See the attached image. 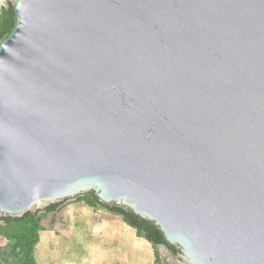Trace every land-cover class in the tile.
I'll return each instance as SVG.
<instances>
[{
    "label": "water",
    "instance_id": "obj_1",
    "mask_svg": "<svg viewBox=\"0 0 264 264\" xmlns=\"http://www.w3.org/2000/svg\"><path fill=\"white\" fill-rule=\"evenodd\" d=\"M4 1L0 217L91 193L175 264H264V0Z\"/></svg>",
    "mask_w": 264,
    "mask_h": 264
},
{
    "label": "crops",
    "instance_id": "obj_2",
    "mask_svg": "<svg viewBox=\"0 0 264 264\" xmlns=\"http://www.w3.org/2000/svg\"><path fill=\"white\" fill-rule=\"evenodd\" d=\"M33 247L36 264H168L153 245L118 214L70 199L41 219ZM5 241L0 237V241Z\"/></svg>",
    "mask_w": 264,
    "mask_h": 264
},
{
    "label": "trees",
    "instance_id": "obj_3",
    "mask_svg": "<svg viewBox=\"0 0 264 264\" xmlns=\"http://www.w3.org/2000/svg\"><path fill=\"white\" fill-rule=\"evenodd\" d=\"M11 5L8 2L0 7V38L12 27ZM75 199L87 205H98L121 216L122 220L136 233L143 236L155 246H164L172 255V246L167 245L159 233L147 223L139 221L120 208H109L97 202L91 193L76 196ZM65 202V201H64ZM61 203L52 204L35 213L27 212L20 217H0V237L6 244L0 246V264H36L33 258V247L37 242L40 221L47 212L58 208Z\"/></svg>",
    "mask_w": 264,
    "mask_h": 264
},
{
    "label": "rangeland",
    "instance_id": "obj_4",
    "mask_svg": "<svg viewBox=\"0 0 264 264\" xmlns=\"http://www.w3.org/2000/svg\"><path fill=\"white\" fill-rule=\"evenodd\" d=\"M72 200V199H71ZM6 244V241H0V246H3ZM168 264H175L176 263V260H170L167 262Z\"/></svg>",
    "mask_w": 264,
    "mask_h": 264
},
{
    "label": "built area",
    "instance_id": "obj_5",
    "mask_svg": "<svg viewBox=\"0 0 264 264\" xmlns=\"http://www.w3.org/2000/svg\"><path fill=\"white\" fill-rule=\"evenodd\" d=\"M5 1L4 0H0V7L4 6Z\"/></svg>",
    "mask_w": 264,
    "mask_h": 264
}]
</instances>
